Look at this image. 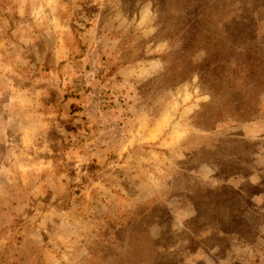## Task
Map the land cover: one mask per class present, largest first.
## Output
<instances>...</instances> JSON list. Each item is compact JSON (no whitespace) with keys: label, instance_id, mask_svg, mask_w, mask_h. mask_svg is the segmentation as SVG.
Segmentation results:
<instances>
[{"label":"rangeland","instance_id":"1","mask_svg":"<svg viewBox=\"0 0 264 264\" xmlns=\"http://www.w3.org/2000/svg\"><path fill=\"white\" fill-rule=\"evenodd\" d=\"M0 264H264V0H0Z\"/></svg>","mask_w":264,"mask_h":264}]
</instances>
